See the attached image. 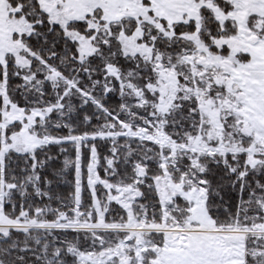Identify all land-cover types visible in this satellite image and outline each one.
I'll return each instance as SVG.
<instances>
[{"label":"snow or ice","instance_id":"1","mask_svg":"<svg viewBox=\"0 0 264 264\" xmlns=\"http://www.w3.org/2000/svg\"><path fill=\"white\" fill-rule=\"evenodd\" d=\"M0 264H264V0H0Z\"/></svg>","mask_w":264,"mask_h":264}]
</instances>
